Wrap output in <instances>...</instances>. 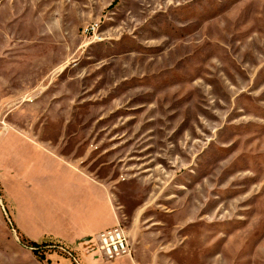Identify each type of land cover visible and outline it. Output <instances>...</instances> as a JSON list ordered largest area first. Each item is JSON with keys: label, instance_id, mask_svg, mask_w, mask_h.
<instances>
[{"label": "rangeland", "instance_id": "374dc122", "mask_svg": "<svg viewBox=\"0 0 264 264\" xmlns=\"http://www.w3.org/2000/svg\"><path fill=\"white\" fill-rule=\"evenodd\" d=\"M59 132L115 192L120 264H264V0H0V140ZM4 189L0 264L121 258L32 245Z\"/></svg>", "mask_w": 264, "mask_h": 264}, {"label": "crops", "instance_id": "0c3cea01", "mask_svg": "<svg viewBox=\"0 0 264 264\" xmlns=\"http://www.w3.org/2000/svg\"><path fill=\"white\" fill-rule=\"evenodd\" d=\"M60 126L64 131L72 125ZM74 136L59 132L55 140L4 137L0 173L12 219L23 236L37 243L55 239L71 250H87L89 239L95 240L98 233L119 222L120 210L108 179L91 168L87 157L91 148L85 152L80 145L70 144L82 140ZM90 254L84 255L87 264ZM126 257L132 256H123L115 264L129 262Z\"/></svg>", "mask_w": 264, "mask_h": 264}, {"label": "built area", "instance_id": "2783aa9c", "mask_svg": "<svg viewBox=\"0 0 264 264\" xmlns=\"http://www.w3.org/2000/svg\"><path fill=\"white\" fill-rule=\"evenodd\" d=\"M98 28V23L92 22L88 23L83 31L87 34H91L95 33ZM89 243L94 244L98 249V253L109 260L122 256H132L133 248L131 245L132 242L129 240V234L119 222L113 227L102 230L97 234L95 240L88 242V244ZM76 262L77 264H82L78 260H76Z\"/></svg>", "mask_w": 264, "mask_h": 264}, {"label": "trees", "instance_id": "16d2710c", "mask_svg": "<svg viewBox=\"0 0 264 264\" xmlns=\"http://www.w3.org/2000/svg\"><path fill=\"white\" fill-rule=\"evenodd\" d=\"M31 244L32 245H37V241L35 242V241H31Z\"/></svg>", "mask_w": 264, "mask_h": 264}]
</instances>
